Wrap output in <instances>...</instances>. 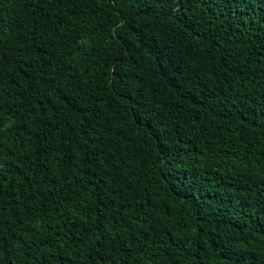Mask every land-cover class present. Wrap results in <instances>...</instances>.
<instances>
[{"label":"trees","instance_id":"16d2710c","mask_svg":"<svg viewBox=\"0 0 264 264\" xmlns=\"http://www.w3.org/2000/svg\"><path fill=\"white\" fill-rule=\"evenodd\" d=\"M0 264H264V0H0Z\"/></svg>","mask_w":264,"mask_h":264}]
</instances>
